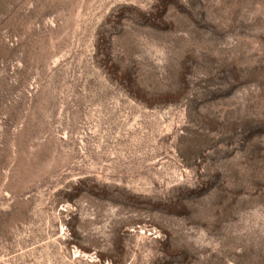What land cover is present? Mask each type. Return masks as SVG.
<instances>
[{
    "label": "rangeland",
    "instance_id": "374dc122",
    "mask_svg": "<svg viewBox=\"0 0 264 264\" xmlns=\"http://www.w3.org/2000/svg\"><path fill=\"white\" fill-rule=\"evenodd\" d=\"M0 264H264V0H0Z\"/></svg>",
    "mask_w": 264,
    "mask_h": 264
}]
</instances>
